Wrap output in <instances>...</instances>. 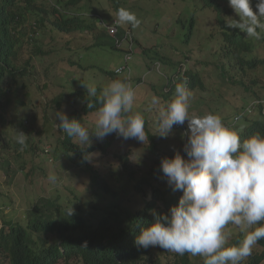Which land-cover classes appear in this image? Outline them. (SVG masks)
<instances>
[{"label": "clouds", "instance_id": "clouds-1", "mask_svg": "<svg viewBox=\"0 0 264 264\" xmlns=\"http://www.w3.org/2000/svg\"><path fill=\"white\" fill-rule=\"evenodd\" d=\"M105 1L14 0L30 79L20 90L11 76L0 84V264H264V97L234 114L240 95L216 92L211 78L201 89L214 102L202 111L189 56L171 71L146 58L133 35L142 11ZM15 6L0 15L15 19ZM217 7L232 18H219L225 46L241 53L252 39L263 75L264 0ZM53 35L70 41L88 98L38 61L52 56L31 51ZM104 35L120 52L98 53L105 67H95ZM35 215L42 231L30 227Z\"/></svg>", "mask_w": 264, "mask_h": 264}, {"label": "rangeland", "instance_id": "rangeland-1", "mask_svg": "<svg viewBox=\"0 0 264 264\" xmlns=\"http://www.w3.org/2000/svg\"><path fill=\"white\" fill-rule=\"evenodd\" d=\"M101 1L102 5H105L106 1ZM217 1L222 0H119V4L130 2L134 8L142 11L144 24L139 29H133V35L147 48L146 58L167 59L169 64L164 67L171 71L185 58L184 54L189 56L187 66L195 76L199 92L206 97L200 102L202 111L209 109L214 101L210 99L211 92L203 91L201 86L206 80L213 78L216 80V92L225 90L240 95L233 100L231 97L236 114L255 94L264 97L263 88L257 86L258 80L264 81V74L259 75L252 67L257 60L252 39L242 37L244 49L241 53L234 54L225 46L219 18L225 20L228 16L217 7ZM231 21L232 18L228 17L225 22L229 25ZM227 29L228 32L231 31L230 28ZM73 40L76 45L82 44L78 38ZM101 42L102 46L93 48L92 55L95 60L93 66L103 68L105 66L100 63L98 53L113 55L120 51L113 48L107 35L102 36ZM56 45L64 47V42L59 39ZM137 45L135 44V48ZM137 50L139 51V48ZM52 53L56 55L55 58H41L38 61H45L43 66L49 67L53 72L59 70L60 57L73 58L67 56L63 50H53ZM136 62L138 63L137 60ZM37 68L41 69L40 62H37ZM104 82L107 85V82ZM244 85L251 86L253 90L243 92ZM36 87L39 88L38 85ZM32 92L36 96V89ZM141 92L137 90L135 103H143ZM59 264L63 262L60 261Z\"/></svg>", "mask_w": 264, "mask_h": 264}, {"label": "trees", "instance_id": "trees-1", "mask_svg": "<svg viewBox=\"0 0 264 264\" xmlns=\"http://www.w3.org/2000/svg\"><path fill=\"white\" fill-rule=\"evenodd\" d=\"M0 5L13 9L15 3L14 0H0ZM29 6L30 5H28V7ZM15 10V19L12 15L10 17L0 15V84L7 76H11L13 80H16L18 84V90H20L24 87L23 81L28 82L30 79V74L27 71V60L30 58V55L29 58H27L28 54L24 53V49L26 50L27 48H24L25 37L22 21L23 16H20V9L17 4L15 6ZM64 29L65 27H61L60 29V26L56 25L54 29L55 34H61V30L64 31ZM67 33L70 32H66V34ZM61 38L62 37L53 35L52 37L47 38L49 41L37 42L31 51L38 50L46 52L48 55L52 56V58H55L56 55L52 53L53 50H63L68 56V53L71 54L72 45L70 41H67L66 39L64 41V47H60L61 45H56V41ZM26 58L27 60H25ZM58 60V66L67 77V83L72 84L74 87L76 96L79 98H88L85 85H92V83L87 82V77L83 74V72L78 71V66H76L75 63V57H60ZM3 94H5L4 91H2V95ZM28 97L29 94L26 93L24 98L18 99V104L25 106L27 104ZM9 144L10 142L7 143V145ZM24 151L27 152L29 149L25 148ZM17 157L18 160L24 162V155L22 153H18ZM30 227L34 230L42 231L43 225L38 219L37 215L32 218ZM78 253L82 256L86 263L92 262V259L89 257L88 253L83 249H80ZM65 258L67 257L65 256ZM57 261V258L53 257L47 260L45 264H55Z\"/></svg>", "mask_w": 264, "mask_h": 264}]
</instances>
